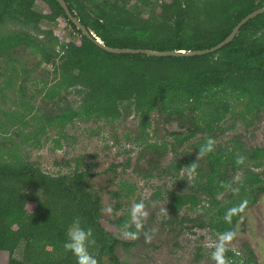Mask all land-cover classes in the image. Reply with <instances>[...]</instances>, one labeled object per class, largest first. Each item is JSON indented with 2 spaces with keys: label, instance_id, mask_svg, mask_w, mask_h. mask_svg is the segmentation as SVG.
<instances>
[{
  "label": "trees",
  "instance_id": "trees-1",
  "mask_svg": "<svg viewBox=\"0 0 264 264\" xmlns=\"http://www.w3.org/2000/svg\"><path fill=\"white\" fill-rule=\"evenodd\" d=\"M37 1L43 4L40 10L35 8ZM65 2L106 46L161 51L210 48L244 16L264 5V0ZM59 18L67 21L78 39L61 43L58 53L55 46L59 40L55 36L49 41L41 40L21 28L0 36V58L6 57L11 69L0 89L14 83L19 69L29 72L22 59L14 56L21 47L39 56L38 64H51L50 78L44 79L47 99L58 103L67 102L66 94L77 97L76 104L57 107L58 112L50 117L39 115L38 109L23 99L20 108L1 111L5 118L0 116V264H77L76 257L63 248L67 229L76 218L82 227L92 229L96 252L91 255L97 264H122L117 248L131 247L134 242L119 239L116 234L124 229L136 232L134 226L128 225L131 210L105 218L102 194L89 170L92 163L76 164L63 173H47L16 152L20 143L15 138L10 137L12 144L7 146L8 130L16 128L13 133L26 144L47 126L57 125L62 132L75 118L112 123L134 114L145 137L154 111L181 117L195 109L199 113L193 117V127L187 134L175 136V141L183 144L197 131H203L204 135L193 144L199 153L219 127L218 122L229 110L233 113L230 102L242 105L236 114L246 126L264 112V13L243 24L229 43L214 52L159 57L105 51L68 20L57 0H0L2 25L19 24L38 32L41 21L56 22ZM1 74L5 73L0 71ZM33 123L40 126L22 130ZM63 135L54 139L56 147H61ZM33 144L38 145L39 139ZM236 144L232 150L225 146L201 155V161L206 162L203 168L195 165L196 159L178 158L168 165L167 171H179L182 166L195 169L197 178L191 192H169V223L179 226L188 219L191 226H207L215 233L236 231L241 214L260 196L264 197V168L253 169L264 166V146L247 151L240 142ZM147 145L156 147L154 143ZM249 161L254 165H248ZM133 191V184L121 181L112 195L118 199ZM115 201L114 210H118L123 202ZM185 206L200 208V213L192 219L178 218ZM20 246L21 255L17 257ZM248 252V256L240 258L235 251L221 249V256L231 264H258Z\"/></svg>",
  "mask_w": 264,
  "mask_h": 264
},
{
  "label": "rangeland",
  "instance_id": "rangeland-1",
  "mask_svg": "<svg viewBox=\"0 0 264 264\" xmlns=\"http://www.w3.org/2000/svg\"><path fill=\"white\" fill-rule=\"evenodd\" d=\"M42 6L40 1L35 4L38 10L42 9ZM38 27L41 32L19 24L0 23V36L20 28L41 40L46 38V41H49L55 36L59 40V45L55 46L56 53L59 52L61 43L78 39L63 18H59L56 22L43 20ZM50 33L53 36H50ZM17 50L14 56L22 59V65L29 69V72L25 73L19 69L18 75L13 80L14 83L0 89L1 118H5L1 111L14 109L15 106L20 108L21 99L31 102L30 104L38 109L36 112L39 115L44 114L49 117L55 115L59 107L69 102L76 104L77 97L71 94H66L67 102L57 103L47 99L44 96L46 91L44 79L50 78L51 64H38L39 56L35 57L28 50L23 51L21 47ZM8 67L7 58H0V71L5 73L0 75V87L5 83V75L11 72ZM230 103L231 107H234L233 113L229 110L218 122L219 127L212 133L211 139L215 142L213 149L227 146L228 150H232L234 146H238L236 142H240L241 147L247 151L252 147L264 146V112L253 124L246 126L241 116L236 114L242 105L235 101ZM198 113L197 110L192 109L187 115L178 117L174 114L167 115L154 111L150 117L151 126L146 129L145 137H142L137 116L131 114L112 123L75 118L65 125L62 132L57 125L47 126L26 144H22L20 137L13 133L16 128H10L9 133L6 134L8 137L6 143L7 146H11V138H15L17 143H20L16 152L21 157L36 162L43 171L50 174L66 172L76 164L83 166L92 163L89 170L94 173L93 182L102 194L105 218L111 219L131 210L128 225L134 226L136 232L124 229L116 234L119 239L134 242L131 247L117 248L122 264H221V261L223 264H231L230 260L221 256V249L235 251L240 258L248 256L250 250L253 259L258 264H264L263 196L246 209L243 214L246 218L234 234L215 233L207 226L194 227L188 219L179 226L168 222L171 217L167 208L170 201L169 192H191L192 185L197 179L195 169L182 166L179 171L170 169L167 171L168 165L178 158H183L196 159L194 163L197 167L206 166V162L201 161V155H198L193 147V144L204 135L203 131H197L194 137L187 139L183 144H176L175 141V136L187 134L188 129L193 127V117L198 116ZM34 126H40V123H33L32 126L22 130L31 131ZM63 133L60 138L61 147H56L54 139ZM139 136L144 139H139ZM35 139H39L38 145L33 144ZM149 143H154L156 147L147 145ZM237 153L240 154L241 151L238 149ZM65 162H68V165ZM253 163L249 161L248 165L253 166ZM262 168L264 166L258 168L254 166L253 169L260 171ZM150 173L151 176H148L147 174ZM239 177L240 175L235 179ZM111 179H114V182ZM121 181L133 184L134 191L128 197L117 199L112 195V191L117 189ZM219 197L223 198V195ZM115 199L123 202L118 210H114ZM139 204L143 205L141 211L147 212L146 217L138 216L136 205ZM199 209L192 210L185 206L177 216L192 219L200 213ZM204 216H201L203 221L206 220ZM138 219L141 225L139 228ZM131 235H135V239L131 238ZM21 250L22 246L16 250L15 256L19 257ZM95 252L96 246L91 243L89 253ZM197 253L201 256L196 257Z\"/></svg>",
  "mask_w": 264,
  "mask_h": 264
},
{
  "label": "water",
  "instance_id": "water-1",
  "mask_svg": "<svg viewBox=\"0 0 264 264\" xmlns=\"http://www.w3.org/2000/svg\"><path fill=\"white\" fill-rule=\"evenodd\" d=\"M61 7L64 9V12L77 29H79L85 36L92 39L94 43H96L99 47L104 49L107 52L110 53H131V54H137V53H143L150 56H194V55H202L214 52L218 50L219 48L223 47L227 43H229L237 34L240 27L245 24L250 19L256 17L259 14L264 13V5L253 10L252 12L248 13L246 16H244L231 30V32L219 43L216 45L206 48V49H197V50H155V49H149V48H126V47H110L106 46L102 40L97 37L92 31H89L81 22L80 20L73 15V13L70 11L67 3L65 0H57Z\"/></svg>",
  "mask_w": 264,
  "mask_h": 264
},
{
  "label": "clouds",
  "instance_id": "clouds-1",
  "mask_svg": "<svg viewBox=\"0 0 264 264\" xmlns=\"http://www.w3.org/2000/svg\"><path fill=\"white\" fill-rule=\"evenodd\" d=\"M214 140L209 138L204 146L199 150L198 155H204L213 150ZM136 209L139 217H146L147 212L141 211L143 205H136ZM140 222L137 220V227L139 228ZM66 241L63 244V248L66 252L72 253L76 257L77 264H97L96 259L89 253V245L94 242L93 232L91 228H84L81 225L79 218L73 220L69 225L66 232ZM131 238L135 239V235H131ZM223 264V261H221Z\"/></svg>",
  "mask_w": 264,
  "mask_h": 264
},
{
  "label": "flooded vegetation",
  "instance_id": "flooded-vegetation-1",
  "mask_svg": "<svg viewBox=\"0 0 264 264\" xmlns=\"http://www.w3.org/2000/svg\"><path fill=\"white\" fill-rule=\"evenodd\" d=\"M259 199V198H258ZM258 202V200L255 202V203H257ZM254 203V204H255ZM253 205V204H252ZM251 205V206H252ZM251 206H249V207H251ZM248 207V208H249ZM245 212V211H244ZM244 212L241 214V216L239 217V219H238V221H237V227L240 225V224H243V221H244V219L246 218V216L245 215H243L244 214ZM241 226V225H240ZM237 230V229H236ZM236 232V231H235ZM234 232V233H235ZM234 233H232V234H234ZM244 233H246V231H244Z\"/></svg>",
  "mask_w": 264,
  "mask_h": 264
}]
</instances>
